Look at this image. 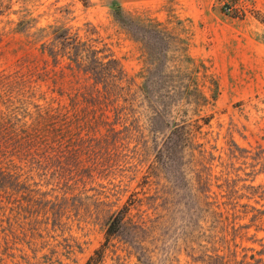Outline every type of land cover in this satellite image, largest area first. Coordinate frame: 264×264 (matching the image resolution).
<instances>
[{
  "label": "rangeland",
  "instance_id": "1",
  "mask_svg": "<svg viewBox=\"0 0 264 264\" xmlns=\"http://www.w3.org/2000/svg\"><path fill=\"white\" fill-rule=\"evenodd\" d=\"M225 4L0 0V264H264V0Z\"/></svg>",
  "mask_w": 264,
  "mask_h": 264
},
{
  "label": "trees",
  "instance_id": "2",
  "mask_svg": "<svg viewBox=\"0 0 264 264\" xmlns=\"http://www.w3.org/2000/svg\"><path fill=\"white\" fill-rule=\"evenodd\" d=\"M79 44H80L79 42H76L74 44V47H76V45L78 47ZM99 53H101V52H99ZM71 60L73 61V59H71ZM105 61H107V62H105ZM112 62L116 63V60H114L111 56H102L97 61V64L99 66L98 69L101 70L102 75H104V77L107 76V75H111V76L117 77V75L119 73V70L117 68H115V69L112 68L110 70V67H111L110 64ZM103 78L101 76L102 80H103ZM153 110H154V115L156 117H158V118H162L163 117L160 110H157V108H154ZM168 125L171 128V132L168 135L165 136L166 140H168V139L172 140L173 137H175L181 143H184V144H192L193 143L194 137H192L191 134H188L187 128H186V126L184 124L183 125H179V124L174 123V124H168ZM122 224H123V218L121 217L120 213H118L114 217H112V219H111V221H110V223L108 224V227H107V236H108V238L118 234L120 232L121 228H122ZM101 255H102L101 251H97L96 252V256L100 257ZM93 259H95V258H91L88 261L87 264H92V260Z\"/></svg>",
  "mask_w": 264,
  "mask_h": 264
},
{
  "label": "built area",
  "instance_id": "3",
  "mask_svg": "<svg viewBox=\"0 0 264 264\" xmlns=\"http://www.w3.org/2000/svg\"><path fill=\"white\" fill-rule=\"evenodd\" d=\"M238 0H225L226 6H227V11L232 12V10L235 7V4L237 3Z\"/></svg>",
  "mask_w": 264,
  "mask_h": 264
}]
</instances>
